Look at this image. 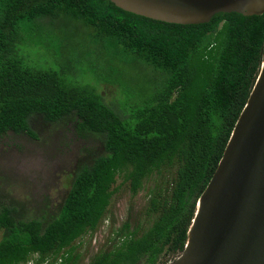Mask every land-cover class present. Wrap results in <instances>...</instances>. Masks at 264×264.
<instances>
[{
	"label": "trees",
	"instance_id": "1",
	"mask_svg": "<svg viewBox=\"0 0 264 264\" xmlns=\"http://www.w3.org/2000/svg\"><path fill=\"white\" fill-rule=\"evenodd\" d=\"M43 32L58 34L64 52L65 39L97 44L110 76L97 64L83 82L70 67L29 63L24 48ZM263 61L264 13L180 24L110 0H0V136L35 137L39 117L72 122L100 142L78 159L56 210L30 215L22 203L0 205V264H80L85 256L87 264H164L179 256ZM122 63L151 80L145 86L131 74L130 85L146 88L124 90L123 101ZM101 85L114 89L110 102ZM123 187L132 196L145 191L142 207L120 225L110 218L105 241L92 248Z\"/></svg>",
	"mask_w": 264,
	"mask_h": 264
},
{
	"label": "water",
	"instance_id": "2",
	"mask_svg": "<svg viewBox=\"0 0 264 264\" xmlns=\"http://www.w3.org/2000/svg\"><path fill=\"white\" fill-rule=\"evenodd\" d=\"M156 20L207 23L264 13V0H110ZM164 264H264V61L220 162L201 194L181 254Z\"/></svg>",
	"mask_w": 264,
	"mask_h": 264
},
{
	"label": "rangeland",
	"instance_id": "3",
	"mask_svg": "<svg viewBox=\"0 0 264 264\" xmlns=\"http://www.w3.org/2000/svg\"><path fill=\"white\" fill-rule=\"evenodd\" d=\"M37 35L38 38H35L37 42L24 48L29 63L58 70L70 67V71L67 72L69 76L83 82L87 79L92 80L87 72L92 73V67L96 69L97 64L99 75L110 76L107 66L100 70V65H105V59L102 58L97 44L88 42L81 47L69 45L65 39L64 52L55 37L58 34L47 36L43 32ZM80 42L83 44L82 40ZM79 54L82 58L78 61ZM116 68L121 83L117 94L122 101L125 99L124 90L130 92L144 90L151 82L144 72L135 69L130 71L123 63ZM131 74L140 75V84L145 86L130 85L127 78ZM92 75L95 77V74ZM98 90L108 102L114 97L112 87L101 85ZM32 128L36 133L35 137L12 131L0 136V205L22 203L27 213L39 215L43 211L52 212L57 209L70 188L78 159L80 156L88 158L96 153L100 148V142L92 134L78 135L73 123L66 120L48 123L37 117L32 121ZM144 196L145 191L132 196L129 190L123 187L113 197L108 213L110 218H114L120 225L129 216H135L143 205ZM110 218L106 217L94 234L92 248H97L105 241L110 229ZM87 262L88 258L85 256L80 264Z\"/></svg>",
	"mask_w": 264,
	"mask_h": 264
},
{
	"label": "flooded vegetation",
	"instance_id": "4",
	"mask_svg": "<svg viewBox=\"0 0 264 264\" xmlns=\"http://www.w3.org/2000/svg\"><path fill=\"white\" fill-rule=\"evenodd\" d=\"M110 218V216H109V214H108V218L107 219H109Z\"/></svg>",
	"mask_w": 264,
	"mask_h": 264
}]
</instances>
